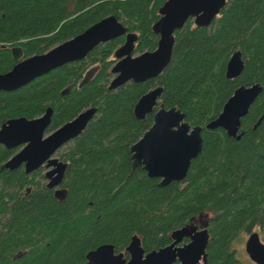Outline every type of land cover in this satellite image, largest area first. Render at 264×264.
Here are the masks:
<instances>
[{
	"label": "trees",
	"instance_id": "1",
	"mask_svg": "<svg viewBox=\"0 0 264 264\" xmlns=\"http://www.w3.org/2000/svg\"><path fill=\"white\" fill-rule=\"evenodd\" d=\"M165 1L0 0V73L16 63L12 47H21L23 57L42 54L109 15L137 35L133 55L152 51L159 39L152 25ZM123 41L101 43L81 60L0 91V127L50 108V133L96 108L61 155L62 200L41 169L31 174L11 169L6 162L11 152L0 145V264H85L86 253L106 243L127 257L133 235L149 252L203 213L212 215L205 264H239L235 243L241 235L264 231V117L257 124L264 112V0H226L208 26L189 18L174 32L170 62L157 77L110 90L114 52ZM235 50L241 51L244 68L228 79L225 67ZM255 83L262 91L241 119L239 139L204 127L237 87ZM158 85L163 88L158 105L176 107L191 126H202L201 153L183 181L166 186L142 167L133 168L129 152L152 124V114L135 118L134 105Z\"/></svg>",
	"mask_w": 264,
	"mask_h": 264
},
{
	"label": "water",
	"instance_id": "2",
	"mask_svg": "<svg viewBox=\"0 0 264 264\" xmlns=\"http://www.w3.org/2000/svg\"><path fill=\"white\" fill-rule=\"evenodd\" d=\"M226 0H166L159 9L160 17L152 25V31L159 36L157 46L152 51L133 55L137 35L128 31L114 15L96 21L81 33L61 42L42 54L23 57L21 47L10 49L16 63L4 73H0V91L16 90L37 77L64 64L83 59L101 43L123 37V43L115 50L116 62L111 68L114 74L108 88L115 90L130 81L143 82L157 77L168 65L174 45V32L181 29L192 18L197 26H208L224 7ZM244 68L240 50H235L225 67V77L237 78ZM88 77V76H86ZM86 77L80 82L82 85ZM69 87L61 94L68 93ZM162 86H155L141 95L134 105L136 119L143 120L152 114V124L130 148L133 168L142 167L147 176L159 179V186L185 179L191 161L202 151V126H191L186 115L176 107L165 108L158 100ZM262 91L259 83L237 87L224 103L216 118L205 124L206 129L222 128L227 135L239 139L241 119ZM156 108V109H155ZM52 110L48 108L42 115L32 118H15L0 127V144L11 149L24 144L15 153L10 165L21 163L30 173L42 164L52 167L46 173L48 187L61 184L66 163L53 155L65 143L78 137L86 124L96 114V108L89 107L72 120L47 133ZM264 117L260 116L257 124ZM58 199H63L65 189L55 191ZM171 242L159 249L145 252L137 235H133L123 252H116L114 245L102 244L86 253L85 264H205L209 235L206 229L195 231L192 224H186L170 233ZM186 237L189 242L178 243ZM245 251L257 264H264V243L257 232L249 234L245 241Z\"/></svg>",
	"mask_w": 264,
	"mask_h": 264
},
{
	"label": "flooded vegetation",
	"instance_id": "3",
	"mask_svg": "<svg viewBox=\"0 0 264 264\" xmlns=\"http://www.w3.org/2000/svg\"><path fill=\"white\" fill-rule=\"evenodd\" d=\"M92 74H93V69L92 70H88L85 74H84V77H86V76H88V77H86L87 79L88 78H90L91 76H92ZM113 76H114V74H113ZM69 91V90H68ZM92 120V119H91ZM87 125V124H86ZM86 127V126H85ZM82 133V132H81ZM1 146H3L4 148H6V150H8V151H10L11 152V155L8 157V159L6 160V162L8 163V165L10 166V168L11 169H15V168H21L22 170H24V172L26 173V174H31V173H33L34 171H37V170H39V169H41V173L43 174V176H44V179H45V182L46 183H48V178H46V173L48 172V170H50V168H52V167H46V165H45V163L44 164H42L39 168H37L36 170H34V171H32V172H30V173H27L26 171H25V165H24V163H21V164H19L18 166H16V167H14V166H12V165H10V160H11V158H12V156L15 154V153H17L23 146H24V144H22V145H20V146H17V147H14V148H11V149H9V148H7V147H5L4 145H2V144H0ZM60 149V148H59ZM58 149V150H59ZM57 150V151H58ZM57 153V152H56ZM55 153V154H56ZM55 154L53 155L54 157H55ZM55 158H57V159H59L60 161H63L64 162V160L63 159H60L59 157H55ZM5 162V163H6ZM4 163V164H5ZM65 163V162H64ZM4 164H2V166H1V169H5L6 170V166H4ZM8 170V169H7ZM64 176V175H63ZM48 186V185H47ZM49 188H52L53 189V193H54V196H55V191L57 190V189H59V188H62L61 187V184L60 185H58V186H56V187H49ZM29 191H30V188H26V190H25V192L26 193H29ZM65 197V196H64ZM55 198H57L56 196H55ZM58 199V198H57ZM58 200H62V199H58ZM203 215H206V216H203ZM203 215L201 214V215H199L201 218L199 219V220H197V217H199V216H197V217H195V218H192L189 222H187L186 224H192V226H194L195 227V231H201V230H203V229H206L207 230V232H208V235H209V230H208V224H209V220L211 219V217H212V215L210 214V213H203ZM185 224V225H186ZM252 232H255V231H252ZM251 232V233H252ZM250 234V233H249ZM249 236V235H248ZM170 238V237H169ZM248 238V237H247ZM247 240V239H246ZM171 242V238H170V241H169V243ZM189 242V239L188 238H186V237H184L183 239H182V241L180 242V243H178V245L179 246H183L184 244H186V243H188ZM168 243V244H169ZM263 243V242H262ZM206 250V249H205ZM125 257V256H124ZM126 259H128L129 257L127 256V257H125ZM179 262L178 261H176L175 263H173V264H178Z\"/></svg>",
	"mask_w": 264,
	"mask_h": 264
},
{
	"label": "rangeland",
	"instance_id": "4",
	"mask_svg": "<svg viewBox=\"0 0 264 264\" xmlns=\"http://www.w3.org/2000/svg\"><path fill=\"white\" fill-rule=\"evenodd\" d=\"M69 146H70V141L60 147V149L55 154V157H59L60 159H62L61 158L62 153H64L69 148ZM200 218H201L200 216L197 217V220H199ZM253 231L258 233L261 242L264 243V231L260 230L259 228H255ZM248 235L249 234H242L239 241L235 243L236 258L238 259L239 264H257L253 260H251V258L248 256V254L245 251V241Z\"/></svg>",
	"mask_w": 264,
	"mask_h": 264
}]
</instances>
